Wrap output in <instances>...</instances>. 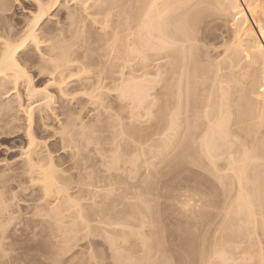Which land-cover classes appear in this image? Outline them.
Returning a JSON list of instances; mask_svg holds the SVG:
<instances>
[{
    "label": "bare ground",
    "instance_id": "obj_1",
    "mask_svg": "<svg viewBox=\"0 0 264 264\" xmlns=\"http://www.w3.org/2000/svg\"><path fill=\"white\" fill-rule=\"evenodd\" d=\"M6 2L7 1L5 0H0V27H2L0 28V65L13 67L11 61L18 58V62H22L25 68H23L22 72L13 70L11 73H8L5 71L4 75H0V92L2 91V96H4V94L7 95L11 92L10 90L12 89H19L20 86L24 87V93L26 94L25 97L27 100L24 101V104L27 105H22L25 108V111H23V107V110L21 111L24 116L26 115L27 119H25L26 122L28 121V125L26 129L27 131L25 132L27 144L26 147H23V149L25 148L24 152H21V155L19 153L22 159L25 160L24 164L18 172L0 175V183H3V181L9 182L14 178H19L21 183L25 182L32 187H39L41 191L39 190L38 192H41V196L38 201L42 200V203L34 205L32 212L30 211L32 213L30 215L31 217H34V222L38 224V227H41H33L40 229V231H43L42 227H44L48 229L50 233L56 234V236L53 234L55 241L57 239L56 242H59V248L63 253L69 251L72 247H76V245H78L77 242L79 240V235L81 236V232L84 231V236L82 237H85V233H88L87 229L90 230L88 233L89 236L94 234L93 237L95 234L97 236L99 232L103 235L106 233V238L105 236L103 237L108 242V245L106 244L109 246V252L108 250L107 252L110 253L108 259L111 260V257L113 258V260H111L112 264H129L132 258L133 260L136 258L139 260V256L136 257V253L139 252L141 254V250H137L136 252L135 249H140V246L135 248L134 246L138 245H135V243L138 242L132 241L133 244H130L129 238L135 237L134 240L137 241L136 238L140 237L142 232L140 234L138 229L135 230L136 228H133L135 231H133V229L131 230L130 227L132 226L129 225L133 224L130 223L131 220L143 222L142 219H145L144 221H147L146 219L148 217L143 216V213H148L151 217L153 214L150 210L152 205L146 201V203L149 204L148 208L145 210L146 212H143L144 210L137 211V209L133 208L129 210H126L127 208L123 209V202V205L120 206L119 209L116 208L119 206V204L117 205V201H120L119 199H121L126 191L123 190V194H121V192L119 195L108 197L111 192L113 195V190L105 191V189L109 188L107 185L104 192H102L103 189L101 190L100 188L105 186H101L100 184L101 187H99L98 183L103 182L106 177H104V179H99L98 176L97 180V178L94 177V174L92 176V173H94L92 170V167L94 166H92V164H90L91 167H84L86 164H84V166L81 164V167L79 165L80 163L78 166L75 163L76 165H73L78 169H80L79 167L82 169L77 171V168L72 166L75 168L73 169L75 170L74 172H77L74 176V172L73 174L71 172L70 175L68 174L69 172L63 174L64 170H62V168L60 169V166L62 165H60L61 158H59L60 161L57 160L58 157L56 160L54 159L55 157L52 156V152L49 150L51 144L48 148L44 143L37 141L36 137L39 129H37V131L35 128H38L39 125L41 128L48 127V119L50 116L56 114V108L53 110L50 106L53 100V95L49 94L47 91V84L49 82L43 84L44 77L49 79L46 76H51L50 82H54L59 88L60 93L64 94V85L67 86L65 80L67 78V80H70V74L72 72L80 73L83 70L85 72L86 69L92 67L90 70L91 72L89 70H86L88 71L86 73L82 72L83 74H90L93 72L91 75L87 74L86 77L85 75L82 77L83 74L81 73L79 76L77 75L79 78L75 76L78 80L71 78V83L72 81L74 82V80H76V82L75 85L73 83L70 90L72 92L77 90L85 91L82 95H86L87 93L86 96L87 98L89 96L88 99H90L87 101L88 103L91 102L93 106L92 108H94L93 111H95V115L89 117L92 118L93 121H89V124L86 122V125L83 120H80L82 118L79 119V116L77 117L78 114H75L76 112L74 108L69 107V103L67 102V107L63 104L65 107L62 105V107H59L61 108L60 110L58 108V110L56 109L60 112L58 113V117L59 115H61L60 118H62V116L64 117L63 122H61V124L58 123V137L60 140L57 139L61 141L59 142V144L61 143L60 149L62 146L65 147L66 144H68L69 146H67L70 151L73 148V144L75 147L77 143H79L80 146L84 144L87 147L88 144L95 143L97 140L95 134L98 133L99 135H102V132L104 133L107 131L112 137L109 136V139L108 136L106 137L103 134L106 138H103L102 136L100 138H108L107 142L109 141L108 143L110 145L104 140L103 142L100 140V144H107L110 148L114 146L111 150L109 148L107 149V147H103L105 150L107 149V152L108 150L110 152L115 148L112 151L114 156L111 154L112 152H108L106 155L107 152L104 149L102 154L104 153L106 155L105 157L109 159L107 162L108 164L109 162H112L110 166L112 165L114 168L116 167L115 169L117 170V173L115 172L116 176L113 179L115 180V178H117L119 179V182L122 183V180L120 181V179H122L121 176H123L124 171L127 170L125 164L129 162L133 165H137L138 159L140 158L139 154L143 152V146L140 148V145H138L140 148V150L139 148L137 150L138 153L135 149L134 154H132V149L130 152L134 158H132L131 161H124L120 166V157L117 152L120 142H117V136L114 135L115 132H118L121 135L123 133L124 123L122 124L123 121L121 120V117L122 119L124 118L120 115V112L122 111V108L126 107L128 109L130 104L129 109L132 108L133 113L138 116L139 112L143 114L141 110L145 108L147 104L150 105L155 102L154 98V101L150 99V102L152 103L148 101L151 87L149 88L147 83L152 82L154 86L159 83L155 84V79H151L149 75H151L153 68L155 69L158 67V62L160 63V61H162L160 59L166 58L168 59L167 62L170 67L169 69H171L170 74L172 77L169 85L170 89L168 90H171L174 97V106H171L173 107V110L169 114L171 118H168L170 123L167 119L168 127L166 131L170 128L173 133L183 130V135L187 133L186 136H184L188 139L190 144L192 143L193 150L195 148L208 160L211 170H223V173L220 176L223 187L225 188L226 197L221 221L218 226L219 229L217 230L220 231L221 229V234L223 232V235L226 236L224 244L233 247V250L229 251L221 247L218 249V245L216 244H211L210 246L207 233L209 227L211 228V224L213 223L209 220L206 222V225H204V230H199V232H203L201 235L198 232V234H194L192 237L189 235L191 238L189 239L188 248H185V251H181L183 249L180 250L179 245L178 248L176 247L179 252L176 250L174 252H177L176 254H173L171 249L169 252L166 250L168 255L170 253L174 255V259L170 258V261H173V263L171 261L172 264H264V93L260 91L261 88H264V34H261L260 27L261 22L264 21V0H25L28 7L34 11L29 9V13H27L28 17H25L26 20L23 19L25 22L15 21V24L10 23L11 25L8 23V19H10L9 17L11 16L8 17L7 14H5L6 12L8 13L7 10L10 6H7L11 3L6 5ZM191 4L194 5L190 6ZM49 5H51V7H49ZM41 6L44 8V14L40 15L38 18V14L41 13ZM61 6L68 11L67 13V11L64 10L66 11V13L64 12L66 18L64 19L65 21L63 20L64 22L62 21L66 24L65 26L67 28L85 27L84 30H87L89 27H94L95 29L96 27H99V30L100 28L102 29L101 32H104V30L109 32L111 29L110 38L107 36L109 33L106 31V36L104 35L106 33L101 34L103 35L102 38H109L107 39L108 41L106 39H101V37L96 36V38L94 35H99L100 33L97 32L93 35L91 32L92 28H89L90 31L88 29V32L84 31V33L80 32L79 28H75V30L71 32L69 39H62L60 37L61 33L59 31L62 29H56L59 33L56 31H54L55 34L52 33L53 31H50V28H48L51 27V24L48 25L47 20L52 16L56 17L59 13V15H61L60 11H63ZM188 6H190V8H188ZM193 6L201 8L202 11L207 12L206 14L211 13L212 11L216 12V14L212 13L210 16H213L214 14L217 15V13L223 14L224 12L225 14L223 15H226L225 17L227 18L230 17L231 20H228L234 22H230L233 25L229 24L232 25V27L230 28V40L228 39V45H225L223 41V44L221 42V45L223 47L225 46V48H222L223 51L220 48L222 52L219 51L218 53V50L216 49L214 51V53L216 52V55L212 54V50L208 48L209 45L207 44L208 47L203 45L202 41H205V38L207 39V37L208 40L210 37L212 38L211 43H214L216 39L214 37V42H212V35L214 34L207 35L210 30L211 32L213 31L211 29L212 27L210 28V25L209 27L206 25L207 22L205 24L206 27H202L204 22L198 27L197 21H200L201 18L209 17V14L203 17L198 10V15L200 14L198 16L197 11L190 10L194 8ZM9 11L11 12V9ZM219 11L222 12L220 13ZM188 13H190V15H188ZM227 14L229 16H227ZM207 19L210 20V18ZM11 20L10 22H13ZM56 20L54 25L61 26V24L58 25L61 22H56ZM6 27H12L11 29H13V27H15L14 29H16V27L21 28H18V30L16 29L14 32L13 30L11 31V29L7 30ZM105 27H109L110 29ZM59 28L60 27H58V29ZM94 28L92 29L94 32L98 31V29L95 30ZM52 30L54 29L52 28ZM222 35L220 34L217 36L223 37ZM79 37H81V40ZM77 40L80 42L78 43ZM218 41L216 40V42ZM224 41H227V39H224ZM200 42L202 44L198 45ZM102 46H104L105 49H103ZM101 49H103V52ZM32 51L35 52L37 56L34 55L35 53L33 54ZM30 53L33 54L34 57ZM27 61L33 62L32 65L36 68L34 70H37L36 74L39 75L38 82L41 83L42 81L43 88L38 89L34 85V78L30 76V73H27L29 69H32V65H28L31 64V62H28L27 64ZM25 63L30 67H28L29 69L27 68L28 71H26ZM165 64L162 63L161 65L164 67ZM168 71L166 74H169ZM165 72H163L162 77H164ZM80 76L82 78H80ZM129 76L132 77L129 78ZM167 82L169 83V81ZM163 84L167 87V84ZM8 85L11 86L10 89H7ZM23 87L21 88L23 89ZM162 89L164 88H161L160 90ZM4 90L5 93H3ZM110 91L117 93L114 98L117 106L115 104L113 106L118 107V109H115L116 107L113 109L116 113L118 111V114L110 112L113 106H111L112 104H108L110 103L109 101L108 103L107 101L105 102V98L108 96H106V92L110 93ZM80 92L77 91V93ZM166 92L170 93L168 91ZM165 96L166 98L167 96L171 97V94H166ZM25 97L23 96V98ZM23 98H21V101ZM17 99L18 100H15L20 102L19 96ZM75 99H77V97H75ZM28 101L30 102L28 103ZM87 101L85 102V105H88ZM12 102L15 103L14 100ZM12 102L10 101L9 104ZM78 104L83 105V103L80 102H78ZM165 104H167V102H165ZM6 105L5 108H3L5 109V113H3L4 115L6 114V109H10V112L16 110L14 109L15 107H12V104L9 106L7 105L8 107H6ZM18 105H20V103L17 104V110L20 107ZM32 105L35 106L33 107ZM10 106L11 108H9ZM81 108L84 110V107ZM81 108H79L80 111L82 110ZM132 110H129V116L132 115ZM143 110L148 113L149 109ZM9 111L8 113L10 114ZM93 111L91 110V112ZM16 112L17 111H15V113ZM17 113H19V110ZM88 113L90 112L88 111ZM141 114L139 113V115ZM133 116L134 115L131 117H137ZM140 117H142V115ZM11 119L14 118L12 117ZM136 119L138 120V118H135V121ZM56 120H58V118ZM139 120L141 119L139 118ZM139 120L136 121V123L139 122ZM8 124L10 125V123ZM34 124L36 125L35 128ZM135 129L137 130V128ZM46 131H49V129H46ZM50 131H52V129ZM124 131L127 132V130ZM55 132H57V130ZM107 132L105 133L107 134ZM54 136L57 137L55 133ZM164 142L166 143V141ZM56 143H58V141ZM62 143L66 144L62 145ZM79 145L78 147L80 150L78 149L77 151L80 152L81 147ZM20 148L21 147H19V149ZM56 148L54 147V149ZM60 149L56 150L60 151ZM77 151L74 152L73 156L70 158H75L76 154L79 153H77ZM83 153L84 152H82V154ZM79 155L81 154L79 153ZM79 155L77 157L81 159L83 156L81 155L80 157ZM107 156L111 157L108 158ZM77 157L76 160L78 159ZM88 157L90 158V156ZM103 157L104 156L102 155V159H104ZM67 159L68 161L70 160L69 157ZM218 160H222L224 162L223 165L218 166ZM145 163L146 162H144V164ZM94 164L95 163H93V165ZM63 166L65 165L63 164ZM113 167L112 169L114 171L115 169ZM68 169L69 168H66L65 170ZM118 171L119 173L120 171L122 172L121 176L117 175L119 174ZM62 174L67 176V178ZM68 176H71V178H68ZM94 178H96L97 181H94ZM113 179H108L107 177V180H111V182ZM107 180L105 179V183H107ZM124 186L126 187V185ZM130 186L132 185L130 184ZM13 192L12 188L11 195ZM17 192L18 190L16 193ZM15 195L17 194H13L14 197H16ZM13 196H11L10 200H12ZM26 196H28V194ZM136 196L138 195L136 194L134 198L138 199ZM86 200L87 202L90 200V203L83 204L82 202H85ZM123 201L125 202V200ZM17 202L21 201L18 200ZM22 202L24 203V201ZM140 202L142 201L138 199V201H136L138 204L133 206H141ZM188 202L189 201H187V204ZM157 204L156 206H158ZM182 204H184V202ZM188 205H190V203ZM11 207L6 204V199L4 198L3 193L0 192V241L4 239V236L7 233V227L12 223L10 220L14 219L12 218L14 216L12 213L14 212H11ZM192 207H190V209H194L196 206ZM154 209H157V207ZM187 209H189V206L186 210ZM198 209L195 208L196 211L187 210V212L189 213L190 211V214L192 211L199 213L200 210L197 211ZM154 211L155 215H157L158 210H153V212ZM193 212L192 215H189L190 217L196 216H194L196 213L193 214ZM140 216L145 218L139 219ZM158 216H160V214L155 218L161 222ZM199 216L197 219L201 218V216L200 218ZM3 217H7L8 219H3ZM153 218L154 215H152V219ZM149 219L151 218H148V220ZM213 219L214 218H212V222L214 221ZM151 220L149 222H151ZM91 222H94V224L96 222L98 225H92L90 224ZM145 223H143V225ZM196 223H198V221L195 222V224ZM203 223H205V221ZM117 226H121L120 228L122 231L120 233L115 228ZM33 227L32 230L34 229L35 232V228ZM122 228H124V230L127 228L126 231L129 233L126 231L124 232ZM163 228L162 231H164ZM196 228L193 231H196ZM159 230L161 231V229ZM161 234L163 235L164 232ZM101 236L102 235L98 238ZM154 238L157 239L155 236ZM161 238L164 237L162 236ZM104 239L103 241H105ZM159 239H157V241L161 243ZM148 240L151 241V239ZM148 240L141 238L140 243H142V248L144 250H147L148 248ZM157 241L155 240V244ZM126 243H129L130 245L128 244V246H126ZM169 243L170 242H168V244ZM157 244L156 247H160V250L162 251L161 247L163 245L159 246L160 244ZM0 250H3L1 249V245ZM236 250L237 253L234 254L233 251ZM132 252H134L136 256ZM139 253L138 255H140ZM165 253L163 256L168 258V256H165ZM60 254L61 253L58 255L56 254L57 256L54 255L53 258L51 257L52 261L57 262V264H65L66 261L62 259V254L59 256ZM99 254L100 257L103 256L101 253ZM102 258L100 259L102 260ZM165 258L163 261L167 260L168 264H171L169 263V259ZM108 259L106 260L108 261ZM138 260L134 261L133 264H147V262H149L147 259ZM111 263L109 262L107 264Z\"/></svg>",
    "mask_w": 264,
    "mask_h": 264
},
{
    "label": "rangeland",
    "instance_id": "obj_2",
    "mask_svg": "<svg viewBox=\"0 0 264 264\" xmlns=\"http://www.w3.org/2000/svg\"><path fill=\"white\" fill-rule=\"evenodd\" d=\"M5 1H7L6 2V5H8L9 3H11V4H9L7 6V7H9V6L11 7V8L9 7L11 9V12L9 11L10 9L8 8V10H7L8 13L7 12L5 13V14H7L8 17L11 16V17H9L10 19H8L9 20L8 21L9 24L10 23L11 24L12 23L15 24V21L22 22L23 19L26 20L25 17H28L27 16L28 15L27 13H29L28 11H29L30 7H28L27 3H25V0L24 1L23 0H11V1L9 0V2H8V0H5ZM192 5H194V4H191L190 6H192ZM190 6H188V8H190ZM61 7L63 8V6H61ZM193 7L196 8L197 10L193 8V9H190L191 11H197V15H198V13H199L198 10H199L200 13H201V16H203V17L209 14V17H207V18H210V20H211L210 21L207 18H201L200 17L201 20L200 21H197L198 27H200L201 26V23H203V22L204 23H203L202 27H206L205 24L207 22L206 25L208 27L210 25V28L212 27L211 29L213 30L212 32L210 30L209 31V34H207V35L209 36L210 34H214V35H212L213 36L212 42H214V37H215V39L217 41L218 40L220 41V42L219 41L216 42V40H215V42H214L215 44H214V43H211V39L212 38L210 37V39L208 40V37H207V39L205 38V41H202L203 42V45H205L207 47L209 45L208 48H210L212 50V54H215L216 55V52L214 53V51L216 49L218 50L217 51L218 53H219V51L222 52L223 51L222 48H225V46L223 47L221 45V42L223 41L224 44L226 45L227 42L230 40V28L232 27V25H233L232 23H234V22L229 21L228 19L231 20V18L230 17H228V18L225 17L226 15H223V14H225L224 12H223V14L217 13V15H215L216 12H213L212 11L211 13L206 14L207 12L202 11L201 8H198V7H195V6H193ZM64 10H66V9L63 8V11H60L61 12V15H59L60 14L59 13L58 15H56V17L55 16H52L53 18L52 17L49 18L47 20L48 22L46 21L48 23V25L51 24L50 25L51 27H48V28H50L49 29L50 31H53L52 33H54V31H56L57 33L60 32L61 33V36L60 37L62 39H69L70 38V35H71V32L73 30H75V28H79L80 29V32H82V33H84V31L86 32L89 28H92V27H89V28H87V30H84L85 27H68L67 28L65 26L66 24L63 23L65 21L64 19L66 18L64 15H66L65 13L67 11V10L66 11H64ZM31 11H34V10H31ZM191 11H190V13H191ZM208 12H210V11H208ZM219 12L221 13L222 11H219ZM67 13H68V11H67ZM190 13H188V15H190ZM212 13H215V14L213 16H210V15H212ZM192 14H194V13H192ZM59 16H61V17H59ZM195 16H196V13H195ZM198 16H197V18H198ZM227 16H229V15L227 14ZM221 17H223V18H221ZM56 18H57L58 21L56 20ZM60 18L61 19L63 18V19L61 20ZM211 18H213V19H211ZM10 20L13 21V22H10ZM25 20L23 22H25ZM55 20H56V22H61L59 24L56 23L58 25L61 24V26L54 25L55 24ZM208 21H209V23H208ZM230 22H232V23H230ZM229 24H232V25H229ZM62 25H64V26H62ZM58 27H60V28L58 29ZM0 28H2V27H0ZM6 28L8 30V29H11L12 27L11 28L6 27ZM14 28L15 27H13V29H11V31L13 30L15 32L16 29L18 30V28L20 29L21 27H16V29H14ZM52 28L54 30H52ZM105 28L110 29L109 27H105ZM56 29L57 30H61L62 29V30L58 32ZM92 29H91V32H92L93 35L95 33H97V32L100 33L99 35H96L95 34L94 35L95 37L96 36L97 37H101V39H104V40L105 39L107 40V39L110 38V31H111V29L109 30V32H107L104 29H103L104 32L103 31L101 32L102 29L100 28V30H99V27H96V29L94 28L95 30L98 29V31H95V32ZM89 31H90V29H89ZM105 31L107 33H109V34L107 35V33ZM40 32H42V31H40ZM102 33H106L104 35L105 36L106 35L109 36V38H106V37L105 38L104 37L102 38V36H103V35H101ZM225 33H226V35H225ZM88 34H91V33H88ZM220 34L221 35L224 34L225 37H224V35H222L223 37L220 36L221 38L219 36H217V35H220ZM227 35H228V38H227ZM79 38L81 40V37H79ZM218 38H220V39H218ZM224 39L225 40L227 39V41H224ZM79 42L80 41H78V43ZM223 42H222V44H223ZM201 44L202 43L200 42L198 45H201ZM213 45H217L218 47L217 46H213ZM102 48L105 49L104 46H102ZM220 48H221L222 51L220 50ZM103 49H101L102 52H103ZM98 51H100V50H98ZM34 53L35 52H33V54ZM33 54H31L33 57H34V55L37 56L36 53L34 55ZM160 60H162V61H160V63L158 62V67H156L157 68V71H156V68L155 69L153 68L152 71H151V75H149V77L151 79H155L154 80L155 84H157L158 82L159 83L156 86H154L152 84V82L151 83H147V86L149 88L151 87L150 88V91H149L150 96L148 97V101L150 102V99L152 101H154V99H155V102L154 103L150 102L152 104L149 103L150 105L147 104L145 106V108H143V109H147V110L149 109L148 110V113L149 114L145 110L142 109L141 111H142L143 114H141V112H139L142 115V117H140L141 115H139V113H138V116H139L138 117L136 114L133 113L132 108L129 109L130 108L129 107L130 104L128 106V109L129 110H132V112H131L132 115L137 116V117H134L133 116L134 118H132L131 117L132 115L129 116L130 115V111L126 107H125L126 109L125 108H122V111L119 109L121 111L120 112L121 114L120 113L119 114L121 116H123V118H124V119H122V117H121V120L123 121V122L122 121L121 122H122V124L124 123V125H123L124 128H123L122 135L119 134L118 132H115L114 135L117 136V142H120V145L117 148V150H118L117 152L119 153V157H120L119 164L121 163L120 166L122 165V163L124 161H126V162L127 161H131V159L134 158V157H132V154H134V150L135 149H136L135 151L137 152V150L139 148L138 145H140V148L143 146V148H142L143 149L142 150L143 152L142 153L144 155L143 156L142 153H140L141 155L139 154L140 158L138 157L139 159H138L137 165H133V164H131L129 162H127L125 164V167L127 168V170L124 171V173H126V174L123 173V176L124 177L121 176L123 171L122 170H121L122 172L120 171L121 174L118 171L119 174H117V175L118 176L120 175L122 177V179H120V181L122 180L121 181L122 183H120L119 182V179H117V178H115V180L113 179L116 176V173H117V170L115 169L116 167L114 168L111 165L116 170V171L115 170L113 171L112 167L110 166V164L112 162L111 163L109 162V164H108L107 162L109 161V159H107L105 157L108 154V152H109V150L107 152V149L109 148L111 150V148L114 147V146H112L110 148V147L107 146V144H109L108 143L109 141L107 142L108 138L107 139H101L100 138L101 136L103 138L105 136L106 137L107 136L108 137L109 136L112 137L111 135H109V133L107 131H105V132H107L108 135L105 132L104 133L102 132V135L101 134L99 135L98 133L95 134V137L97 138L96 142L95 143L88 144L87 147L80 142L82 144L81 146L79 145V143H77L76 147L73 144L72 145L73 148L72 149L70 148L71 150L69 151V147H68L69 145L66 144V143H62V145L66 144V146L65 147L62 146L64 149L61 147V149L63 151L60 149L61 143L59 144V142H61V141H59L60 138L58 137V132H59L58 131V128H59V124H61V122H63L64 117L62 116V118H60L61 115H59V117H58V113H60V112H58L57 110L58 109L59 110L61 109L59 107H62L63 104L66 105V107H67L68 106L67 104L69 103V107L74 108V110L76 112L75 114H78L77 117L79 116V119L82 118L80 120H83L85 122V124H86V122L88 124L90 122H92L93 121L92 118H89V117H93L95 115L94 114L95 111H93L94 108H92L93 106H92L91 102L88 103V101H87V100H90V99H88L89 96H88V98L86 96L87 93H86V95H79V96H77L78 95L77 94V91L80 92L81 90H77V91H73V92L70 90V87L73 86V83L75 85L76 80H78L77 78H79V77H77V75L79 76L82 72H84V70L82 72H80V73L72 72L70 74V80H67L68 78L66 79L67 81L65 80V82H67L66 83L67 86L64 85L65 93L67 92L66 94L65 93L64 94H61L59 88L55 85V83L54 82L53 83L50 82V79H51L50 77L51 76L50 77L49 76H46L49 79H46L44 77V80L45 81L43 80V84L45 82H46V84H47V82H49L47 84V89H48L47 91H48L49 94H52L53 95V100H52V103L50 104V106H51V108H53V110L55 108L56 109L58 108L57 110L55 109V113L57 115L55 114V115L50 116V118L47 121L48 127L41 128L40 125H39V127L37 128L36 125L34 124L35 125L34 128L36 127L35 128L36 130L39 129V131L37 130L38 131V134H37V137H36L37 138V141L44 143L46 147L48 146V148H49V145L51 144L49 150H51L52 156L55 157L54 159L56 160V158L58 157L57 160L60 161L59 158H61L60 165L62 164L61 165L62 167L60 166V169L62 168V170H64L63 174H66L65 172H67V173L69 172L68 173L69 175H70L71 172L73 174V172L75 171L73 169H75L74 167H76L75 166L76 164L78 166V164L80 163L79 165L81 167H82L81 164H83V166H84V164H86L84 167H86V166L87 167H89V166L91 167L90 164H92V166L95 167V168L92 167V170L94 171V173H92V176L94 174V177H96L97 180H98V176H99V179H104V177H106L105 178L106 180H107V177H108V179H111V178L113 179L112 182H111V180H107V183H109V184L105 183V179L103 180L104 184H103V182L98 183L99 184V187H101L102 185L105 186V187H101L100 188L101 190L103 189L102 192H104V189L106 188L107 185L110 188V190L108 188V189H105V191H112L113 190V195L111 194L112 193L111 192L108 195V197H112V196L119 195L123 190L126 191L125 193L124 192L121 193V194H123V193L124 194L122 195L121 199H119L120 201H117V205L119 204V206H117L116 208L119 209V207L124 204L123 205L124 208L122 207L123 209L127 208L126 210H129V209H132L133 208V209H137V211L144 210L143 212H146L145 210L148 208L149 204L152 205V207L150 206L151 207L150 210L153 213L152 215H154V218H153L154 220L152 219V215L150 217V215H148V213L147 214L146 213H143L144 214L143 216H145V217L147 216L148 218H151L152 220L151 219L148 220V218L146 219L147 221H144L145 219L144 220L142 219L143 222H139L138 220H136V221L135 220H131L130 223H133V224H130L129 225V226H132V227H130L131 230L133 228H136L135 230L138 229V232H140V234L142 232V234L140 235V237H137L136 238L137 241L134 240L135 237H130L129 238L130 244L131 243L133 244L132 241L138 242V243H135V245L138 244L137 246H134L135 248L140 246L139 247L140 249L137 248V249H135V251L137 252V250H139V251L141 250L140 251L141 254L138 252L140 255H138V253H136L135 251L134 252L137 254V256L135 255L134 252H132V253L136 257L139 256L138 257L139 260H141V259H147L149 261V262H147V264H166V262L168 264V261L167 260L166 261L165 260L163 261V259L165 258L163 256V254L166 252V250H167V252H169V250L171 249V251H173V254H176L177 252H179V251H177L178 250L177 248H178V245H179L180 246L179 249L180 250L183 249L181 251H185L188 248L189 239L192 237V235L198 234V233H200V235H201V233H203V232H199V230L200 231L204 230V227H205L204 225H206V222L209 221V220H211V223H213V224H211V228L209 227L208 233H207V238H208V242L210 243V246H211V244H216V245H218L217 246L218 249H220V247H221V248H223L225 250H229V251H232L233 250V247L232 246H230L228 244H224V239H226V236L223 235V232L221 234L220 231H222V230L221 229H220V231L217 230V229H219L218 226L220 224L219 222L221 221L222 210H223L224 205H225V197H226L225 188L223 187L222 180H221V176H220L223 173V170L222 171H219V170L212 171L211 170V166L208 163V160L202 154H200V152L198 150H196L195 148L193 150L192 143L190 144L189 141H188V139H186L185 136H186L187 133L184 134L185 136L183 135V130H179V131L173 133L172 130H171V128H170L169 130L166 131V129L168 127L167 119L168 118H171V116L169 114L173 110L172 109L173 107H171V106L172 105L174 106V104H173L174 103L173 102V100H174L173 98L174 97L172 95L171 90H168V89H170L169 88V85L171 83L170 80H172V77H171V74H170L171 73V69H169L170 67H169V64L167 62L168 59H166V58L164 59L163 58V59H160ZM163 61H165L166 64ZM28 62L29 63L31 62V64H28ZM161 62L165 64L164 67L161 65L162 64ZM120 63H121V61H120ZM27 64L28 65H32L33 62L32 61H27ZM27 64L25 63V65H26V71H28V69L30 68ZM117 65H118V63H117ZM117 65H116V67H117ZM31 68L32 69L31 70L29 69V71L27 73L28 74L30 73V76L34 78L33 79V81H34L33 83H35L34 85L38 89L39 88H43L42 81H41V83L38 82L39 75L36 74L37 73V70L36 71L34 70L36 68L33 67V65L31 66ZM91 68L86 69V70H89L90 71ZM86 70H85L84 73L88 72ZM166 70L167 71L169 70L168 71L169 74H166L167 73ZM163 72H165L164 73L165 74L164 77H162ZM92 73H90V74L87 73V74L88 75H91ZM87 74H83L82 77H84V75L86 77ZM159 76H161V77H159ZM82 77L80 76V78H82ZM131 77L132 76H129V78H131ZM71 78L72 79L75 78L76 80H74V82L72 81V83H71ZM167 81H169V83ZM163 83L167 84V87L168 88ZM151 84H152V86H151ZM53 85H55V86H53ZM68 85H69V87H68ZM8 87H7V89H10L11 88L10 85H8ZM21 87H23V86H20L19 89H15V90L12 89L13 91L10 90L11 92H9V93L7 92L8 94L7 95L4 94V96H2V91L0 92L1 93L0 94V112H1L0 113V175L5 174V173L18 172L19 169L23 166L24 161H25V160L22 159V157L20 155L24 152V149L25 148L23 149V147H26V144H27V142H26L27 141L26 140L27 138H26V133L25 132L27 131L26 129H27L28 121L26 122V119H27L26 118V115L24 116L23 112L21 111L23 109H24L23 111H25V108L22 105H24V106L27 105V104H24V101L26 100V97H25L26 94L24 93L25 92V89L23 87V89H24L23 90ZM161 88H164V89L160 90ZM164 91H165V93H164ZM166 91H168L170 93H167ZM84 92L81 91L80 93H83L84 94ZM113 92L112 91H110V93L109 92L108 93L106 92V96L108 95L109 97L108 96L107 97L105 96L106 97L105 98V102L107 101V103H108V101H109L110 103H108V104H110V105L112 104L111 106H113L114 104L117 106L116 101H114V98L116 97L117 93L116 92L113 93ZM3 93H5V90L3 91ZM22 94H24V95H22ZM166 94H168V95L171 94V97L167 96V98H166V96H165ZM18 96L20 97V102H17L16 101V100H18L17 99ZM23 96L25 98H23ZM74 96L77 97V99H75ZM21 98H23L24 100L22 99V101H21ZM62 98H65V99H62ZM164 98H166V99H164ZM13 100H14L15 103L12 102ZM170 100H171V102H170ZM10 101L12 102L11 103L12 104V107L13 108L15 107L14 109H16V110H14L12 108L14 110L13 111L14 113H13L12 111L11 112L9 111L10 109H8V110L6 109V114H5L6 116H5L3 114V113H5V109H3V108H5V105L6 104L8 106L11 105V104H9ZM63 101H64V103H63ZM86 101H87V104L89 106L88 105H85L86 104L85 103ZM29 102L30 101H28V103ZM78 102L83 103V105L82 104H78ZM165 102H167V104H165ZM18 103H20V105H18V106L21 107V108L19 107V109H18L19 110V113H17L18 112V110H17V108H18L17 107V104ZM90 104H91V106H90ZM7 105H6V107H8ZM13 105H15V106H13ZM64 105H63V107H65ZM32 106L34 107L35 105H32ZM116 106H113L111 108V111L110 112H112L113 114L116 113L115 110L113 109ZM22 107H23V109H22ZM81 107H84V110ZM90 107H91V110L93 112H91ZM9 108H11V106ZM79 108H81L82 110L80 111ZM115 109H118V107H116ZM170 109H171V111H170ZM8 111L10 112V114L8 113ZM15 111H17L16 112L17 114L15 113ZM82 111L85 112V113H83ZM88 111L90 113H88ZM53 113H54V111H53ZM89 114H90V116H89ZM116 114H118V111H117ZM149 115H150V117H149ZM12 117L14 119H11ZM57 118H58L59 121L56 120ZM74 118H75V116H74ZM135 118H138V120L140 118L141 120H139V122L136 123V121H138V120L136 119V121H135ZM80 120H78V121H80ZM168 122H169V119H168ZM8 123H10V125ZM139 123H141V124H139ZM32 127H33V124H32ZM135 128H137V130ZM46 129L47 130L49 129V131H46ZM51 129H52V131H50ZM56 130H57V132H55ZM124 130H127V132L124 131ZM128 132H132L135 135V141L134 142H136V143H134L133 141H131L129 139V137L127 136V133ZM46 133H48V134H46ZM54 133H55V135H57V137L54 136ZM103 134L105 136H103ZM110 134H112V133H110ZM110 137H109V139H110ZM55 138H56V140H55ZM100 140L102 142H103V140L106 141L107 144H104L105 146L103 145V143L100 144L101 143ZM57 141H58V143H56ZM164 141H166L167 144ZM162 142H164V143H162ZM78 145L81 147V151L80 152L77 151L79 149ZM72 146H70V147H72ZM83 146H85V147H83ZM136 146H137V148H136ZM19 147H21V148L19 149ZM52 147H53V150H52ZM54 147L55 148L57 147L56 149H58V150L60 149V151L54 149ZM103 147L104 148L107 147V149L105 150ZM48 148H47V150H48ZM83 148L84 149L86 148V149L84 150ZM140 148H139V150H140ZM103 149L107 152L106 153L104 151L106 153V155L104 153L102 154ZM114 149H112V151ZM132 149H133V151H132V154H131L130 151ZM54 150L56 152H58V153H56ZM71 151H72V153H71ZM76 151H77V153L79 152L86 159H87L88 156H90V158L88 157L89 160L87 159V161H86V159L83 158V157H81V155H79V153L76 154V157L78 155L81 157V159L77 157L79 159V161H78V159L76 160V157L75 158H70V157L73 156V153L76 152ZM112 151H110L109 153H111ZM65 152H68V153H65ZM82 152H84V153L82 154ZM100 152H101V154H100ZM19 153H20V155H19ZM111 154L113 155V152ZM54 155H56V156H54ZM102 155L104 156L103 157L104 159H102ZM68 157L71 160V163H70V160L68 161V159H67ZM110 157H108V158H110ZM106 159H107V161H106ZM140 159L142 160V162H141ZM66 161H68V162H66ZM75 161H77V162H75ZM139 161H140L141 164L139 163ZM143 161L146 162V163L144 164ZM69 163H70V165H69ZM93 163H95V164L93 165ZM223 163L224 162L222 160H218L217 161V165L218 166L223 165ZM63 164L65 166H63ZM73 164H75V165H73ZM72 166H74V167H72ZM107 166H108V168H107ZM81 167H79V168L82 169ZM64 168L65 169L66 168H69L68 169L69 171L68 170H65ZM80 169L77 168L76 170L79 171ZM70 170H73V171H70ZM76 173L77 172H74L73 176ZM72 174H71V176H72ZM71 176H68V178L69 177L71 178ZM100 176H101V178H100ZM102 176H103V178H102ZM109 176H110V178H109ZM64 177L67 178V176H64ZM96 178H94L93 180L94 181H97ZM12 184H15V185H12ZM100 184H101V186H100ZM130 184L132 186H130ZM124 185H126V187ZM11 186H14V187L16 186V187L14 188V187H11ZM121 187H122V189H121ZM12 188H13V191L14 192L11 195ZM14 189H16V190H14ZM17 190H18V192L16 193ZM39 190L40 189H39L38 186H36V187L33 186L32 187V186H30L29 184H27L25 182L21 183V181H20L19 178H14L13 180H10L9 182H4L3 181V183H0V192L3 193V196L6 199V204L9 207H11V205H12V207L10 209V210H12L11 212H14V213H12V215H14V216L12 217V215H11V217L14 218V219H11L10 218L11 219L10 221L12 223L9 222L11 224H9V226L7 227L8 228L7 231H6L7 233L5 234L4 239H2L3 241L2 240L0 241V243H1L0 244L1 245V249H3L2 251L0 250V264H48V262L50 261V259L52 261L53 256L54 255L57 256L59 253L62 254V259L65 260L66 263L68 262L67 264H83L85 260L88 262V264H107L109 262L111 263V260H113V258L111 257V260L108 259L109 258V254H110V253H108L109 252V248H108L109 246H107L108 245L107 244L108 242L103 237V236L106 235V233H104L105 235H103V234H101L99 232V234H97V236L95 234L96 237L95 236L93 237L94 234H92V236H89L88 233H89L90 230H88V229H87L88 233H85V237H82V236H84V231L81 232L82 234L79 233V234H81V236L79 235V240L77 242L78 245H76V247H74V248L72 247L69 251L65 252L66 253L65 254V253L61 252V250L59 248V242H56L57 239L55 241L54 235L56 236V234L50 233L49 230L46 229V228H44V227H42L43 228V231L42 230L40 231V229H37V228L33 227V226L38 227V224H36V222H34V217H31L30 214H32L31 212H32V208L34 207V205H37V204L42 203V200L38 201L39 198H40V196H41V194H40L41 192L40 193L38 192ZM99 190H97V191H99ZM13 194H17V195H15L16 197H14ZM27 194H28V196H26ZM136 194L138 195L136 197L139 200L142 201V202H140V204H141L142 207L141 206H138V207L137 206H133V205H137L138 204V203H136V201H138V199L134 198ZM11 196H13L14 199L12 198V200H10L11 199ZM100 199H97V200H100ZM18 200L21 201V202H17ZM123 200H125V202ZM11 201H13V202H11ZM22 201H24V203ZM146 201H148L149 204H147ZM187 201H189L188 204L190 203V205L187 204ZM10 202L13 203V204H11ZM122 202H123V204H122ZM183 202H184V204H182ZM82 203L83 204H89L90 203V200L88 202L86 200L85 202H82ZM156 204L158 206H156ZM191 205L193 207L196 206L195 208H197V209L199 208L197 210V211L200 210L199 213L198 212H193V211L192 212H193V214L196 213V214H194V216L195 215L196 216L197 215L199 216V214L201 213L200 214L201 218L199 216V218L201 220L200 219H197L198 216L197 217L196 216L195 217H193V216L190 217L189 216V215H192V212L190 214V211L188 213L187 210H195V208L194 209H190V207H192ZM155 206L157 207V209H154V208H156ZM185 206H187V207H185ZM188 206H189V209L186 210V208H188ZM17 207H18V209H17ZM138 208H139V210H138ZM152 209L153 210H158V212H160V213H158L156 211L157 212V215L160 214V216H158V217L161 220V222L159 220H156L157 218H155V217L157 215H155V211L153 212ZM28 212H29V214H28ZM10 214H9V216H10ZM211 216H212V218H214L213 219L214 220L213 222H212ZM145 217L140 216L139 219L140 218H145ZM204 217H206V218H204ZM4 218L5 217H3V219ZM192 218L193 219L195 218L194 219L195 221ZM209 218H211V219H209ZM5 219H8V218L6 217ZM206 219H208V220H206ZM150 220H151V222L152 221L153 222L152 223L149 222ZM29 221H31V222H29ZM197 221H198V223L195 224V222H197ZM199 221L200 222L202 221V222L200 223ZM204 221H205V223H203ZM143 223H145V224L143 225ZM90 224L93 225L94 222H91ZM96 224L97 223L95 222L94 225L96 226ZM146 224H147V226H146ZM148 224H150V225H148ZM141 225L144 226V227H142ZM195 225L196 226L198 225L197 228H196ZM161 226H162V228L164 227L163 228L164 231H162ZM32 227L35 228V232H34V229L32 230ZM40 227H38V228H40ZM117 227H115V228L120 233L122 231L121 228H120L121 226L120 227L117 226ZM122 227H124V226H122ZM130 228H129V230H130ZM195 228H196V231H193V230H195ZM198 228H200V229H198ZM44 229H45V231H44ZM122 229H123L124 232L127 230V228H126V230H124V228H122ZM159 229H161V231ZM191 229H192V231H191ZM135 230L133 229V231H135ZM159 231H160V233H159ZM85 232H86V230H85ZM126 232H128V231H126ZM163 232H164V234L162 235L161 233H163ZM119 233H117V234H119ZM149 233H150V235H149ZM190 233H192V234H190ZM159 234H161L164 238H161L162 236L159 235ZM98 235L99 236L102 235L100 237L101 239L98 238L99 237ZM189 235H191V237ZM154 236L157 239H159V238L162 239V240L159 239V241H161V243L158 242L157 239L154 238ZM105 238H106V236H105ZM141 238L142 239H146V240L151 239V241L148 240V248H147V250H144L142 248V243H140L141 242ZM103 239L105 241H103ZM155 240L157 241L156 244L157 243L160 244L159 246H162V245L165 246V247H163V246L161 247L162 248V251L163 252L165 251L164 253L160 250V247L159 248L156 247ZM171 240H172V242H171ZM168 242H170V243L168 244ZM95 243H97V244H95ZM128 244L126 246H128ZM157 246H158V244H157ZM93 247H95V248H93ZM173 248H176V249H173ZM107 250H108V252H107ZM175 250L177 251L176 253H174ZM233 252H234V254H236L237 253V250L236 251H233ZM99 253H101L103 256L100 257V254ZM132 253H131V255H132ZM161 253H163V254H161ZM166 253H165V256L166 257L168 256V258H165V259H169V263H171L172 260L170 261V258L174 259V255L170 253L171 254V256H170V254L168 255V253L167 254ZM61 254L59 256H61ZM82 255H83V257H82ZM160 255H162V256H160ZM100 258H102V260ZM106 259H108V261ZM160 259L163 261V263H162V261ZM132 260H133V258H132ZM132 260H131V262L134 263V261H136L138 259L136 258L135 260H133V261ZM69 261H71L72 263L69 262ZM172 263H173V261H172Z\"/></svg>",
    "mask_w": 264,
    "mask_h": 264
},
{
    "label": "snow or ice",
    "instance_id": "obj_3",
    "mask_svg": "<svg viewBox=\"0 0 264 264\" xmlns=\"http://www.w3.org/2000/svg\"><path fill=\"white\" fill-rule=\"evenodd\" d=\"M49 7H51V5H49ZM86 7H87V5H86ZM43 14H44V8H43V6H41V13L38 14V18L40 15H43ZM260 27H261V34H264V21L261 22ZM11 64L13 67H5L3 65H0V75H4L5 71H7L8 73H11L13 70H15L17 72L23 71L24 65L22 62H18V58L12 60ZM260 91L262 93H264V88H261ZM77 94L82 95L83 93H77ZM127 136L129 137V139L131 141H133V142L135 141V135L132 132H128ZM48 264H57V262L50 261V262H48ZM84 264H88V262L84 261ZM129 264H133V262L130 261Z\"/></svg>",
    "mask_w": 264,
    "mask_h": 264
}]
</instances>
